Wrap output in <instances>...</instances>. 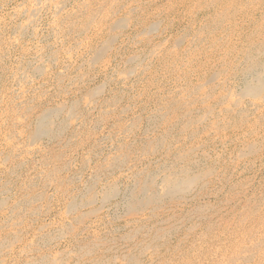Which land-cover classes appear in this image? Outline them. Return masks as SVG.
Returning <instances> with one entry per match:
<instances>
[{
  "label": "bare ground",
  "instance_id": "1",
  "mask_svg": "<svg viewBox=\"0 0 264 264\" xmlns=\"http://www.w3.org/2000/svg\"><path fill=\"white\" fill-rule=\"evenodd\" d=\"M0 264H264V0H0Z\"/></svg>",
  "mask_w": 264,
  "mask_h": 264
},
{
  "label": "rangeland",
  "instance_id": "2",
  "mask_svg": "<svg viewBox=\"0 0 264 264\" xmlns=\"http://www.w3.org/2000/svg\"><path fill=\"white\" fill-rule=\"evenodd\" d=\"M258 181V180H257ZM258 183L260 184V182L258 181ZM257 183V184H258ZM258 184V185H259ZM229 207H227L226 209H228ZM233 211H232V209L231 208H229V210H227V212H226V215L228 216V219H233L234 217H233ZM230 216V217H229ZM232 216V217H231Z\"/></svg>",
  "mask_w": 264,
  "mask_h": 264
}]
</instances>
